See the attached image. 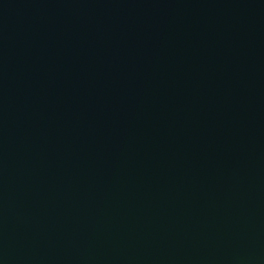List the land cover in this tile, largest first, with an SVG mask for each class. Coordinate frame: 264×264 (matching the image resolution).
Returning a JSON list of instances; mask_svg holds the SVG:
<instances>
[{"label": "water", "instance_id": "1", "mask_svg": "<svg viewBox=\"0 0 264 264\" xmlns=\"http://www.w3.org/2000/svg\"><path fill=\"white\" fill-rule=\"evenodd\" d=\"M0 264H264V0H0Z\"/></svg>", "mask_w": 264, "mask_h": 264}]
</instances>
